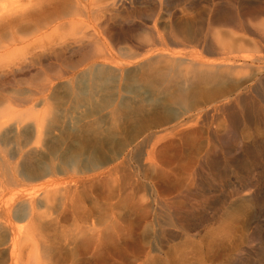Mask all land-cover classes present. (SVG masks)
Masks as SVG:
<instances>
[{
  "label": "rangeland",
  "instance_id": "1",
  "mask_svg": "<svg viewBox=\"0 0 264 264\" xmlns=\"http://www.w3.org/2000/svg\"><path fill=\"white\" fill-rule=\"evenodd\" d=\"M23 1L27 3L29 0H3V6L0 4V8L5 6V9H0L1 35L5 33V22L35 10L34 5L30 6ZM22 4L27 7H21ZM117 6L119 11L124 12L125 18L119 21L117 15L114 25L125 29L131 23L125 20L127 16L132 12L136 13L138 9H144L146 5L144 1L123 0ZM3 9L12 13L6 15ZM190 12L191 10L186 9L181 14ZM133 17L136 24L142 19ZM180 17L184 18L183 15ZM163 19L157 20L158 26L163 23ZM152 20L153 18L147 22L151 23ZM12 29L15 30V27ZM97 33L98 37L90 38L94 41L93 45L89 43L87 46L85 43L80 46L76 44L75 47V44H70L68 47L73 46L62 51V54L55 52L58 45L51 47L52 50L50 46L40 48L44 51L35 50L36 53H45V56L23 73L4 72L6 69L0 68V126L3 124L0 127V161L3 163L0 162V190L3 189L0 194L3 196L0 195V198L2 202L8 201L7 208L0 206V264H223L227 255L236 248L257 250L258 253L262 249L260 251L264 256V174L262 177L258 174L262 168V163H257L258 160L254 163L251 157L243 159L249 165L253 162L250 174H247V169L243 172L227 169L218 176L213 173L205 176L200 184L199 175H195L193 170L197 167L200 154L213 142L205 136L202 129L190 127V130L186 127L182 131L177 127L172 132L162 130L163 134L159 133L164 138L156 144L150 162L137 159V155L140 152L143 154L149 147L125 150L126 153L120 160L109 162L116 157L119 148V152H122L128 141L147 127V122L134 123V126L129 127L126 120L127 111L130 112L129 106L123 103L120 110H115L117 102L113 105L110 99L120 74L113 65L101 67L94 75L87 73L76 76L77 72L71 73L66 60L76 58L80 47L92 45L102 48L104 45L106 48H115V60L126 64L128 62V65H123L125 72L123 70L121 73L125 89L129 88L130 83L134 85V74L138 78L137 86L145 85L140 76L143 70L141 67L144 68L145 63L141 60L135 63L129 61L131 58L127 54L133 51H129L131 43L115 44L107 33L102 34L100 29ZM30 40H26L25 45ZM19 45L24 44L17 43ZM127 45L129 49L126 48ZM14 74L16 78L12 79ZM40 76L53 79L56 87L61 84L58 88L61 100L58 101L57 108L56 102L48 99L47 95L31 94L34 82H40L34 79ZM70 76L72 82H75L72 84L73 88L67 82ZM159 88L152 86L150 91L161 99L166 98ZM15 93L31 100L26 104L12 101L10 96ZM193 96L198 100L193 101ZM193 96L183 102L167 104L166 108L169 110L165 112L166 115L178 116L183 110L191 108L188 110L191 111L203 102L201 97ZM52 108L57 110V116H61L60 124L64 119L73 122L70 133L67 128L60 133V125L48 128L47 133V121L34 117L42 116L43 110L50 112ZM91 116L95 118L96 133L86 137L87 142L77 131L83 126L82 121ZM16 118L22 119L21 124L15 122ZM34 119L43 122L38 136L31 129L33 126L35 128ZM239 129V136L245 141L249 130L244 125ZM68 146L81 150L82 155L79 153L78 158H68L65 154ZM26 149H32L35 153L31 156V162L34 159V166L31 168L21 164V156ZM233 154L234 157L242 158L239 152L233 151ZM141 161L142 164H139ZM39 175H43V178H39ZM249 176L252 182L255 181L256 188L243 187ZM181 191L193 193L187 197L184 193L181 195ZM12 192L13 199L8 200ZM247 193H260L263 199L261 201L260 197L254 199L252 196L251 202H243V195ZM27 198L34 200L33 216L29 205L23 201ZM170 198L174 205L191 204L195 211L193 218H201L203 221L200 220L197 227L190 230L174 223L175 230L159 241L158 229L153 223V208L156 207L157 200ZM256 200L261 202L257 203ZM250 230L256 237L252 240L249 238L248 241L250 232L247 231ZM10 236H15V241ZM11 243L14 248L12 254ZM256 259H252L253 264H264V260Z\"/></svg>",
  "mask_w": 264,
  "mask_h": 264
},
{
  "label": "bare ground",
  "instance_id": "2",
  "mask_svg": "<svg viewBox=\"0 0 264 264\" xmlns=\"http://www.w3.org/2000/svg\"><path fill=\"white\" fill-rule=\"evenodd\" d=\"M139 1H144L146 6L143 7L144 9H138L136 13L132 12L131 15L129 14L130 16H127L125 20L131 23L125 29H119L114 25L117 15L120 17H118L119 21L125 18L124 12L119 11L117 8V5L123 2V0H29L27 3L23 1L30 6L34 5L35 10L26 14L20 12V15L22 14L18 16L20 18H12L10 22L4 23V35H1L2 32H0V68L6 69L4 72L16 71L23 73L28 70L27 68L30 65L39 63L40 60L42 61V58L45 56H43L45 53L37 52V54L35 50L44 51L43 49L40 50V48L48 46L52 50L53 46L58 45L59 48L55 52L62 54L64 53L62 51L71 48L74 44L75 47L85 43V45L89 43L93 45L94 41L90 40V38L98 37L99 33L97 31L100 29L102 34L107 33L115 44L129 43L128 45H130L131 43V50L128 45L126 48L129 51L133 49V51L130 54L123 52L127 54L128 58H131L129 61L132 60L135 63L141 60L145 63L144 68L141 67L143 70H141L142 74L140 76L141 82L144 81L146 87L145 85L137 86L138 78L134 74V78L132 77L134 85L130 83L129 88L125 89V85L121 82V73L124 70L123 65H128V62L126 64L115 60L114 57L116 55L113 51L115 48H106L103 47L104 45L102 48L92 45H89L90 47L87 48L80 47L78 49L77 47L76 49L79 51L76 58L68 59L66 57L67 66L70 68L71 73L72 71L77 72H75L76 76L87 73L94 75L101 67H111L113 65L112 67L120 74L119 78L117 77L116 87L110 99L113 105L117 102V109L115 107V110H120L123 103H126L125 106H129L130 112L127 111L126 115L129 127L134 126L132 125L134 123L147 122V127L140 131V134L128 141L127 147H124L125 149L122 152H119V148L116 157L109 162L118 161L119 158L125 155V150L133 151L149 147L143 151V154L140 152L137 155L138 160L142 158L145 163H148L154 155L156 144L164 138L162 130H170L172 132L177 127H180V130L186 127L190 130V127H197L198 130L202 129L206 134L205 136L213 142L204 153L200 154V156L198 155V159L196 158L197 167L194 170L192 169L195 175H199L200 184L203 183L202 180L205 176L212 175V173L213 175L215 174L214 176H218L227 169L239 172L247 169V174L252 173V169L250 168L253 162L249 165L243 160L247 159V157H251L254 163L257 160V163H262V165L260 164L262 168L260 167L261 170L260 172L258 171V174L262 177L264 174V0ZM0 4H4L3 0H0ZM19 5L21 4L19 3ZM19 5L16 7L18 8ZM4 9L3 12L5 11ZM186 9L191 10V12L181 14ZM27 10L29 11V8ZM7 12L5 11L4 13L6 14ZM180 15H183L184 18H181ZM133 16L140 17V19L142 17V19L136 24ZM152 18L153 20L149 24L147 20ZM158 18L160 20L164 18L163 23L159 26L157 23ZM14 27L15 30L12 29ZM29 39H31L30 43L27 41L25 45L24 42ZM68 40L71 42H66ZM35 42L37 43L35 44ZM17 43H23L24 45H19V47ZM70 44L73 45L68 47ZM117 52L119 53V50ZM136 67L138 68L137 65ZM51 69L57 72L54 68ZM138 70L140 69L138 68ZM133 71L135 70L133 69ZM14 78H16L15 74L12 76V79ZM34 80L40 82H34V89L31 94L41 93L47 95L48 99L56 102L57 108L58 101L61 100V95L58 91L61 84L56 87L54 86L53 79L51 80V78L42 76ZM67 82L69 87L73 88L75 82H72L71 76L67 79ZM141 82L139 81V83ZM152 86L160 87L159 89L165 94L166 98L161 99L158 95L151 93ZM193 95H197L203 99V102L201 101L202 103H199V106H195L191 111H188L191 108L183 110L180 115H176L175 117H168L166 115L165 112L169 110L166 108L167 104L178 103V101L183 102ZM10 97L12 101H17L21 104H26L31 100V98L19 97L17 93ZM6 98L10 99L9 97ZM191 99L194 101V96ZM43 111L42 116L36 115L34 117H38L41 120L44 118L43 121H47V133L48 128L58 127L59 125L60 133H63L64 128H67V132L69 133L72 131L73 122L64 119L60 124L61 116H57L56 109L52 108L50 112ZM178 112L180 113V111ZM168 114L170 115V113ZM16 116L19 115L16 114ZM19 118H16L15 122L18 123L23 119L22 117V119ZM94 120L95 118L92 116L85 118L82 121L83 126L77 131V134L85 137V141H87L86 137H90L96 133ZM34 125L35 128H33L34 126L32 128L31 126L28 127L29 129H34L32 133L38 136L43 122L34 119ZM65 125L69 127H65ZM218 125L220 126L217 127ZM242 125L246 126L247 130H249L245 141L241 139L238 133ZM14 130L13 132H15ZM160 132L162 133L161 135H159ZM68 147L67 150L65 149L66 151L64 150L66 156L71 159L78 158L81 150L76 147ZM33 148L35 149V147ZM233 151L235 153L239 152L242 158L234 157ZM32 154H35L32 149L23 151L21 164L24 167L27 165L29 168L34 166V163H32L34 159L31 162ZM143 161L139 164H142ZM35 172L37 173V171ZM38 177L43 178V175H39ZM252 181L249 176L245 184L243 182V187L246 189L249 186L252 189L255 185V181ZM2 190H0L1 193ZM182 193L189 197L193 192L181 191V195H183ZM260 193L259 195L247 193L243 195L242 200L243 202H251L253 196L254 199L260 197L262 201L263 197L261 196L262 193L261 195ZM13 195L12 192L8 200L13 199ZM171 198L164 200L156 199L157 205L153 208V216L155 218L153 223L155 222L154 224L157 226L159 241H162L164 236H169L175 230L176 227H173L175 226L173 225L174 223L179 224L185 230H190L197 227L200 220L201 222L203 221L201 218H193L195 211L191 204L187 206L174 205ZM260 200H256L257 203H260ZM23 201L29 205L32 213L31 216H33V212H35L34 200L27 198ZM7 202V200L2 202L0 198L1 207L3 205L6 207L8 205ZM10 232L12 233V231ZM247 232H250L248 241L249 238L252 240L255 234L251 230ZM15 236L10 237L15 241ZM11 246L10 252L12 254L14 250L13 243H11ZM260 250L262 251V249ZM260 250V253H258L256 252L257 250L251 249H233V252L229 251L230 253L226 259L223 257L225 260L222 263L253 264V258L254 260L256 258L264 260L263 252Z\"/></svg>",
  "mask_w": 264,
  "mask_h": 264
},
{
  "label": "clouds",
  "instance_id": "3",
  "mask_svg": "<svg viewBox=\"0 0 264 264\" xmlns=\"http://www.w3.org/2000/svg\"><path fill=\"white\" fill-rule=\"evenodd\" d=\"M22 7H27V5H23Z\"/></svg>",
  "mask_w": 264,
  "mask_h": 264
}]
</instances>
